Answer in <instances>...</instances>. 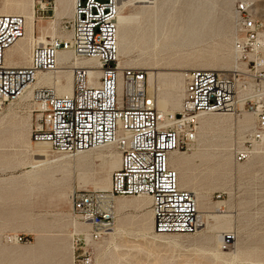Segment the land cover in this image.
<instances>
[{
    "label": "rangeland",
    "instance_id": "374dc122",
    "mask_svg": "<svg viewBox=\"0 0 264 264\" xmlns=\"http://www.w3.org/2000/svg\"><path fill=\"white\" fill-rule=\"evenodd\" d=\"M121 1L119 14L127 19L118 20L120 61L148 73L160 72L161 84L152 92L163 111L176 114L181 108L159 98H167L181 84L183 101L186 71L205 64L234 66L237 5L247 1L264 21V0ZM45 2L55 10L42 11ZM17 6L27 11L33 7L36 38L68 36L73 0H66L64 16L59 14V0H0V10ZM17 44L11 52L20 47L28 52V39ZM18 59V54H6L10 65L20 66L15 64ZM49 75L60 82L46 84L59 92L64 91L67 78L72 79L68 71ZM31 107L28 96L0 105V264H77L84 251L91 253V264H264V152L248 162L236 161L243 135L235 118L205 116L229 119L199 123L198 144L179 153L186 162L178 170L179 177H190L182 188L195 193L203 229L193 234H158L149 197H117L113 227L102 240L84 245L89 225L73 213L71 193L76 188L110 189L108 180L114 170L110 161L118 152L106 146L74 156L36 147L31 140ZM120 200L127 205L119 206ZM210 212L226 217L216 223L208 218ZM224 232L234 235L227 249L218 239Z\"/></svg>",
    "mask_w": 264,
    "mask_h": 264
},
{
    "label": "built area",
    "instance_id": "2783aa9c",
    "mask_svg": "<svg viewBox=\"0 0 264 264\" xmlns=\"http://www.w3.org/2000/svg\"><path fill=\"white\" fill-rule=\"evenodd\" d=\"M41 9L55 10L49 2ZM236 12L234 48L239 65L229 70L186 71L182 110L177 114L160 113L146 70L121 63L119 0H74L68 36L34 42L29 62L23 66L8 64L6 53L25 37L26 19L17 13L0 14V101L16 102L32 86L31 140L50 144L56 153L105 145H113L120 153L121 163L112 172L110 189L76 188L71 193L73 213L89 224V240L84 235V245L102 240L113 227L117 197H150L157 233L197 232L202 218L196 195L180 186L179 172L170 163L172 152H185L196 143L197 115L254 116V126L235 154L237 162L264 145V21L247 1L239 3ZM61 52L96 60L97 74L90 72L89 65L73 67L71 94L34 85L39 73L57 70ZM233 241V234L225 232L221 247L227 249ZM91 262V253L77 256V264Z\"/></svg>",
    "mask_w": 264,
    "mask_h": 264
},
{
    "label": "bare ground",
    "instance_id": "6f19581e",
    "mask_svg": "<svg viewBox=\"0 0 264 264\" xmlns=\"http://www.w3.org/2000/svg\"><path fill=\"white\" fill-rule=\"evenodd\" d=\"M60 1V10H59V14L61 16H64L65 15V5H66V0H59ZM119 6H120V9L122 7V1L120 0L119 1ZM73 9H74V0H73V6H72V15L73 16ZM3 13H17V14H21L25 17V19L27 18V21H26V35L24 38H22L20 41H23L25 39H28L29 41V49H28V52L27 50L24 48V47H20L17 51L15 52H11V48L7 51L6 54L10 53V55L12 56L13 54H18V61L15 62L16 65H20V66H23V64L26 65V63L28 64L29 62V56H30V49L33 45V43L39 41L40 43H47L48 40H46L43 36H39L38 38H36L37 36H35V33H36V30H37V22L35 20V17H34V9L33 7H30V9L27 11L25 10V8L21 7V9L19 10V7L17 6L16 8L14 9H8V10H0V14H3ZM127 19L126 17H123L122 15H118V20L119 22H121L122 20H125ZM129 19V17H128ZM191 23V19L188 20L187 22V25H189ZM185 28H183L184 30ZM118 40L120 42V32H119V26H118V31H117V44H118V50H119V43H118ZM19 41V42H20ZM17 42V43H19ZM16 43V44H17ZM15 44V45H16ZM18 45V44H17ZM233 49H234V52H235V64L232 68H229V69H234L236 68L239 63H238V57H237V53L235 51V48H234V45H233ZM66 61H71V65H67L69 66V70H64L65 67L62 66V64H65L66 65ZM58 63H59V66L57 68L56 71H52V72H44V73H39L37 75V80L36 82L34 83V85H48L46 83H50V84H58L60 82V80H58L56 77L57 76H51L49 75V73H60L61 71H68L71 73V76H72V79L71 77H68L67 78V81H66V84L64 86V91H58L54 86L57 93L58 94H71L72 91H73V87H74V79H73V73H72V69L75 65H82V66H85V65H89V67L91 68L90 69V72L92 74H97L98 73V69H96V66H95V63H96V60H93V59H76L74 58L71 53L69 52H61L59 54V57H58ZM213 65L211 64H205V65H201L199 67H195V68H205V69H210V68H220L218 70H229V69H223V68H226L224 65L220 66V67H212ZM63 68V69H62ZM186 73V72H185ZM185 73H184V78H185ZM170 74V73H169ZM160 78H161V73L160 72H157V71H151L149 73V88H150V91H152V89L154 88H157L158 86H160L159 84L160 83ZM179 79V78H178ZM183 79V78H182ZM174 83H175V80H174ZM181 83V82H180ZM166 84V83H165ZM177 84H178V80H177ZM173 85V84H172ZM175 85V84H174ZM179 85V84H178ZM48 86H51V85H48ZM166 86V85H165ZM181 84L177 87H179V89L177 90H174L172 93H170L168 95L167 98H159L161 99L162 102H164L165 104H169L171 105V107H174L176 109H180L182 110V105H183V101L181 100ZM183 86V85H182ZM32 87V86H31ZM31 87L29 89H27L26 93L20 98L22 99L23 97L25 96H28L31 98V93H32V90H31ZM185 87V85H184ZM161 95V94H160ZM183 97H184V89H183ZM19 99V100H20ZM3 104L2 101H0V105ZM157 105H158V108H160V113L162 114H165V113H168L166 111H163L164 108L162 107V105L159 103V101H157ZM180 110V111H181ZM31 113H32V110H31ZM172 113V112H170ZM214 114H219V115H229L231 116L233 119L235 118L236 121H235V126H237L240 130V135L242 136V138H244L245 134L249 131H251V129L253 128L254 126V122H255V118L252 114L250 113H245L243 114V117H238L236 115V113H210V114H199L196 116V119H197V122H198V138H197V141L196 143L193 145L192 148H194L197 144H198V141H199V123H206V124H209L211 123L210 121H214L216 123L218 122H223L227 119H229L228 117H224V116H221V117H216V118H213V119H209L205 116L207 115H214ZM245 115H248L249 116V119L248 120H245ZM230 117V118H231ZM34 142V141H33ZM36 143L35 146L40 148V149H43L45 151H48L49 152V148L54 151L52 149V147L50 146V144L48 143H44V142H34ZM106 146H113V145H105V146H102V147H106ZM102 147H99V148H102ZM94 149H98V148H94ZM226 149L229 150V148L227 147ZM93 149H90V150H85V151H80V152H76V153H72V154H68V153H62V154H67V155H78V154H81V153H84V152H87V151H92ZM117 151V150H116ZM118 152V151H117ZM264 152V148L262 146H258L255 148V150L251 153V155L249 156V158L247 159V162L248 161H251L253 158H257L259 156L260 153ZM180 152H172L171 155H170V163L171 165H173L177 170H180L181 168H184L186 165V162L184 160V158L179 154ZM64 157V156H63ZM62 158V157H61ZM58 160V159H57ZM55 160H50V162H53ZM47 163V162H46ZM45 163V164H46ZM49 163V162H48ZM120 163H121V157H120V153L118 152L117 154L113 155L111 161H110V167L112 169H117L119 166H120ZM42 164H39L38 166H41ZM113 170V171H114ZM179 172V171H178ZM111 176H112V173H111ZM189 176L186 175V174H183L179 177V184L180 186H184V183L189 181ZM108 184L109 186L111 187V177L110 179L108 180ZM135 197H148V196H135ZM150 198V197H149ZM197 198V197H196ZM116 199V198H115ZM115 199H114V204H115ZM151 200V198H150ZM218 202H221V201H218ZM127 205V201L126 200H120L119 201V206L121 207H124ZM199 208V207H198ZM152 211V210H151ZM200 212V210H199ZM208 214V213H207ZM208 218H212L216 223H218L223 217H226L224 216L223 214H216V213H209L208 215ZM228 216V215H227ZM200 217L202 218V221H201V226L202 227L201 229H203L204 227V219H203V214L200 212ZM152 222H153V228H154V216H153V213H152ZM230 222V221H229ZM225 223V222H224ZM88 224V223H87ZM89 225V224H88ZM218 226V225H217ZM199 227L198 230H201ZM197 230V231H198ZM157 233V232H156ZM225 233V232H224ZM222 233L221 235H218V239L222 242V237H223V234ZM158 234H161V233H158ZM89 236V234H88ZM234 237V235H233ZM218 240V241H219ZM223 248V247H222ZM225 253V252H224Z\"/></svg>",
    "mask_w": 264,
    "mask_h": 264
},
{
    "label": "trees",
    "instance_id": "16d2710c",
    "mask_svg": "<svg viewBox=\"0 0 264 264\" xmlns=\"http://www.w3.org/2000/svg\"><path fill=\"white\" fill-rule=\"evenodd\" d=\"M29 239H32V237H30Z\"/></svg>",
    "mask_w": 264,
    "mask_h": 264
}]
</instances>
